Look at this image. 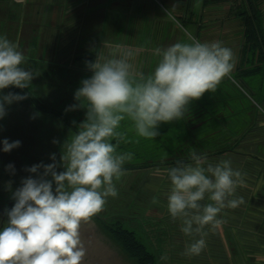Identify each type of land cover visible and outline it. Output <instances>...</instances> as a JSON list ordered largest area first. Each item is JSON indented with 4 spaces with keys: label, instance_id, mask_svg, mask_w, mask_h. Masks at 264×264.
<instances>
[{
    "label": "clouds",
    "instance_id": "clouds-1",
    "mask_svg": "<svg viewBox=\"0 0 264 264\" xmlns=\"http://www.w3.org/2000/svg\"><path fill=\"white\" fill-rule=\"evenodd\" d=\"M18 49L17 43L0 36V90L28 88L34 77L21 66L25 56ZM153 54L159 59L148 74L135 70L137 53L121 45L87 63L93 74L75 92L80 106L86 101V118L63 145L64 171H57L55 154L52 164L26 169L38 173L43 168V173L23 179L13 193L16 202L6 210L8 222L0 230V264H84L81 225L104 210L108 197L118 195L115 182L133 159L131 152H117L126 140L119 130L122 122L130 121L139 137L154 140L160 123L183 119L189 104L205 92L214 93L235 63L234 53L222 42L194 38L157 47ZM26 98L12 92L0 95V119L7 115L6 106ZM19 146L20 141L3 140L4 152ZM190 156L193 163L180 162L166 170L171 185L167 210L173 221H182L181 232L193 238L185 247L186 256L203 251L205 228L215 230L225 208L244 203L236 191L246 186L245 174L233 168L231 159L213 164L195 151ZM206 199L209 202L202 203Z\"/></svg>",
    "mask_w": 264,
    "mask_h": 264
},
{
    "label": "trees",
    "instance_id": "trees-1",
    "mask_svg": "<svg viewBox=\"0 0 264 264\" xmlns=\"http://www.w3.org/2000/svg\"><path fill=\"white\" fill-rule=\"evenodd\" d=\"M253 10L246 11L243 27L246 30V47L249 46L250 50L258 53L259 63H254L253 67L246 71L247 74L254 73L264 65L262 15L259 10ZM26 15L27 10L24 11V7L21 8L20 5L17 7L15 1L10 4L0 0V36H6L18 44V50L25 56V62L21 66L34 74L28 88L9 87L0 90V95L12 92L27 97L6 106L7 115L0 119L2 194L14 192L22 187L23 179L38 178L43 173V168L39 169L38 173H31L26 169L37 164H52L53 154L58 164L57 171H64L61 162V155L65 151L63 145L70 142L78 131V125L85 120L87 111L86 107H83L86 101L80 106L81 102L75 99V92L81 87V81L93 74L87 63L94 62L96 57L101 55L95 40V45L81 46L74 57L67 61L55 57L48 58L46 45L41 42L43 39L40 26H35ZM183 17L187 18L191 27L196 26L197 29L202 27L201 22L194 24L191 16ZM133 22L135 24V21ZM30 26H33V29L27 32L26 29ZM144 29H141L142 34L138 36L135 44L126 45L137 53L134 61L135 70L148 74L154 70L159 59L153 54L154 49L168 46L158 44L156 38L151 42V28L148 25ZM166 30L168 37H164L171 39L173 32L169 26H166ZM190 41L191 39L187 38L185 42ZM143 64L148 66L147 70L139 71ZM221 85L223 84L218 85L214 93L205 92L199 100L192 101L183 119L160 123L156 129L159 134L154 140L139 137L133 130L131 122L123 121L119 130L126 133V140L119 143L117 152L133 153L132 161L124 164L125 171L193 162L190 156L193 151L205 158L237 152L240 142L249 133L245 128L249 123L248 115L240 114L241 112L235 109L238 98L229 88L225 89ZM73 105L77 107L71 110ZM4 139L10 143L20 141V146L10 152H4ZM54 140L56 143H53ZM112 143L115 144L116 141L113 140ZM9 164L13 166L12 170L8 169ZM12 196L9 195L6 204H0V230L8 222L6 210H10L16 202ZM93 218L135 264H163L160 254L154 251L156 249L148 247L137 230L128 225L137 221L141 227L140 231L148 235L149 244L162 242L164 238L154 239L149 235L150 230L146 225L143 226V217L122 212L113 214L100 212Z\"/></svg>",
    "mask_w": 264,
    "mask_h": 264
},
{
    "label": "rangeland",
    "instance_id": "rangeland-1",
    "mask_svg": "<svg viewBox=\"0 0 264 264\" xmlns=\"http://www.w3.org/2000/svg\"><path fill=\"white\" fill-rule=\"evenodd\" d=\"M4 2H9L12 4L16 2V6L19 5L21 8L24 7V11L27 12L33 11L36 13L47 12L48 7L51 10V15L53 21L57 22L59 18L57 15L59 12L65 9L67 13L72 14L77 12V18H80L81 13L85 9H94L97 7L96 3L100 0H3ZM122 0H119L121 2ZM46 2L45 6H42ZM64 2V9L61 7ZM221 2L220 8L223 9V12L232 10V13L224 15L225 23L232 25V27L227 26L224 30L221 28V31L215 32V30H209V33L205 29L211 27V23L206 25L202 22V32L200 33L195 26V29L188 24L187 18L177 17L175 11L172 7L169 6L164 0H154V3L157 5L159 11L158 18L167 23L171 32H173L171 39L168 38L165 41H160L158 44L170 46L174 42H185L187 38H194L201 43H211L215 41L222 42L223 46L228 47L232 50L235 57V63L232 72L222 79L220 82L222 87L225 89L229 88L231 93L238 98L236 101L235 109L240 111V114L248 115L247 120L249 123L246 124L245 128L248 130L247 136L242 139L240 146L235 153H228L225 155H217L213 157H207L206 160L209 163H217L220 159H231L232 166L234 169L240 170L245 174V187L237 188V190H249L251 196L245 195L243 197L244 203L240 206H249L254 203L263 204L264 202V65L261 66L254 73H248L247 70L251 69L254 63L258 64V53L250 50L245 41L244 30V19L246 17V11L244 3L245 0H219ZM20 3V4H17ZM129 3L128 0H123L122 5ZM48 5V7H47ZM104 5V4H103ZM259 7V4H256ZM99 8V7H97ZM218 8V9H220ZM211 11L215 14L217 7L211 6ZM225 10V11H224ZM258 10V9H255ZM222 11V10H221ZM254 11V10H253ZM264 14V13H263ZM262 15V27L264 29V15ZM223 16V14H222ZM228 17H230L228 19ZM40 20L45 21L46 18H41ZM74 19L71 21L73 22ZM32 21V20H31ZM66 24L64 26L58 27L60 30L65 28L69 30L70 27L75 26V24ZM33 23L35 26H40L39 29L42 31L41 36L43 44L51 46L53 42H45V31L50 28L51 25H42L39 22V18L34 19ZM42 23V22H41ZM240 24V26H238ZM214 25H212L213 27ZM241 27V28H240ZM33 29V26L28 27L26 30L29 32ZM70 31V30H69ZM208 31V32H209ZM209 35V39L205 36ZM52 37V35H51ZM49 38V36H48ZM47 38V39H48ZM54 38V37H53ZM52 39V38H51ZM175 39V40H174ZM57 43V42H56ZM55 44V42H54ZM61 44H66L61 42ZM55 45H58L55 44ZM127 48V45L123 46ZM101 55H107L109 51L114 48L113 45L102 47ZM69 49H54L48 50V58H57L63 60L67 56V51ZM72 50V49H70ZM72 52V51H71ZM60 53V54H59ZM67 53V54H64ZM70 53V52H69ZM63 54V55H62ZM253 59H255L253 61ZM253 61V63H252ZM144 65V66H143ZM139 67V71H146L148 66L143 64ZM193 163V162H187ZM185 163V164H187ZM177 164H172L171 166H157V168H146L140 170H128L125 171V174L121 179L116 183V188L118 190V195L116 197H108L107 200L111 201L113 206H105L103 213L110 214L115 212H122L125 214H131L136 217L144 218V225L147 229L150 230L149 235H152L154 239L162 238L163 241L155 245L148 243L149 237L145 235L140 230V224L136 222L128 223L129 227L135 228L137 233L141 236V239L144 243L148 244V247L156 249V253L160 254L161 261L163 264H178V258L180 257V250L174 248L170 250L168 246V241L171 235H173V230L178 225L182 226L181 220L173 221L170 217V214L167 210V193L170 190V181L167 178L166 170L175 167ZM260 193V195L258 194ZM248 194V193H247ZM13 195V193H9ZM8 194H2L0 192V204H6V201L9 197ZM13 197V196H12ZM258 198L260 201H257ZM156 200V203L153 201ZM207 199L202 203H207ZM247 210H252L250 207H246ZM248 210V211H249ZM249 212H247L248 214ZM85 232L84 228H80V232L84 231L88 235L87 246H85L87 255L84 260V264H135L130 260L123 249L119 248L116 243L112 242L107 238L108 235L103 227L102 233L98 230L90 228ZM172 231V232H171ZM176 234V233H175ZM158 237V238H157ZM88 247V248H87ZM92 247V249L90 248ZM105 248V253L102 252L100 248ZM163 247L164 250L162 249ZM98 248L99 253H90L91 250H96ZM158 250V251H157ZM104 251V250H103ZM103 261V262H102ZM173 261V262H172Z\"/></svg>",
    "mask_w": 264,
    "mask_h": 264
},
{
    "label": "crops",
    "instance_id": "crops-1",
    "mask_svg": "<svg viewBox=\"0 0 264 264\" xmlns=\"http://www.w3.org/2000/svg\"><path fill=\"white\" fill-rule=\"evenodd\" d=\"M122 1L100 0L96 3V6L99 8L96 7L94 11L85 9V11L81 13L80 18L76 17L77 12L72 14L67 13L64 9L63 2L61 7H63L62 9L64 10L58 13L57 18H59V20L57 22L51 20L52 15L48 5L47 12L36 13L30 11L27 12L26 16L30 18L32 22L34 19L39 18V22L43 26L51 25L50 28L45 31L44 35L46 36L45 42L50 41L53 43L51 46L45 44L46 49H69L67 51L68 54L64 53L67 54V56H65L63 60L59 59L61 61H67V59L74 57L76 52L83 45H95V40H97V44L99 45L100 54L104 46L113 45L115 47L116 45L124 46L126 44H135L138 41V36L142 34L140 33L142 32L141 29L146 28L148 25L151 28V42H153L155 38L159 42L167 39L168 32L166 26L168 25L158 18L159 11L154 0H128L129 3L126 4L128 6L122 5ZM164 1L173 8L177 17L191 16L194 24L195 22H204L206 25L210 23L214 25L213 27L211 25V27L205 29L209 35L211 30L220 32L223 27L224 30L227 26L232 27V25L229 24L223 25L226 21L224 15L226 13L229 15L230 12L232 13V10L228 8L226 13L223 12L225 6L221 9V2H219V0ZM245 1L243 5L245 6V11L252 12L253 9H258L261 14L264 13V0ZM256 4H259V7L256 6ZM45 5L46 2H44L42 6ZM211 6L217 7L215 14L211 11ZM41 18H46V20L42 21L40 20ZM229 18L230 17H228V19ZM72 19H74L73 22L71 21ZM69 21L75 24V26L72 27H70V25L68 26L70 31L68 29L65 30V28L62 29V27L58 30V27L61 25L70 24ZM133 21H135V24ZM203 26L204 25H202V27ZM238 26H240V24H238ZM202 27L198 29L200 33L202 32ZM145 33H147V31ZM209 35L207 34L205 37L209 39ZM54 42L55 44L58 43V45H55ZM61 42H65L66 44L60 45ZM249 192V190L245 189L237 190L236 196H251ZM9 193L14 192H7V194ZM257 201H260V199L258 198ZM113 204L111 201L107 200L106 206L111 207ZM246 207H251L252 210L248 209V211ZM247 212L249 213L247 214ZM218 218L222 220V223L217 226L215 230L205 228V231L208 232V235L205 237L206 247L199 255H183L186 245L191 243L193 238L185 236L181 232V225L175 227L172 233L173 235L169 238L168 246H170V250L174 248L180 250L178 264H264V202L263 204L258 202V204L254 203L249 206L239 205L235 209L225 208ZM81 228H84L85 232L87 229L91 230L90 228H93L98 230L100 234L102 233V225L93 217L89 222L82 223ZM106 236L117 244L109 234ZM88 237L89 236L82 231L81 239L84 246H87L85 242L88 241ZM117 246L120 248L118 244ZM90 248L92 249V247ZM164 248L165 247L162 249L164 250ZM100 249L105 253V248L102 247ZM92 252L99 253V250L96 248V250L90 251V253Z\"/></svg>",
    "mask_w": 264,
    "mask_h": 264
}]
</instances>
